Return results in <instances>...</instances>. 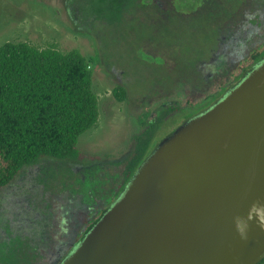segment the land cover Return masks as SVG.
<instances>
[{
	"label": "rangeland",
	"instance_id": "374dc122",
	"mask_svg": "<svg viewBox=\"0 0 264 264\" xmlns=\"http://www.w3.org/2000/svg\"><path fill=\"white\" fill-rule=\"evenodd\" d=\"M19 41L79 50L91 62L99 102L98 122L78 147L100 160L43 158L0 192V264H39L58 224L69 230L79 210L95 215L114 201L141 121L192 95L207 104L213 86L264 45V0H0V46ZM188 114L167 119L154 145Z\"/></svg>",
	"mask_w": 264,
	"mask_h": 264
},
{
	"label": "water",
	"instance_id": "95a60500",
	"mask_svg": "<svg viewBox=\"0 0 264 264\" xmlns=\"http://www.w3.org/2000/svg\"><path fill=\"white\" fill-rule=\"evenodd\" d=\"M264 260V58L152 149L60 264Z\"/></svg>",
	"mask_w": 264,
	"mask_h": 264
},
{
	"label": "trees",
	"instance_id": "16d2710c",
	"mask_svg": "<svg viewBox=\"0 0 264 264\" xmlns=\"http://www.w3.org/2000/svg\"><path fill=\"white\" fill-rule=\"evenodd\" d=\"M263 58L264 45L251 50L229 70L220 85L213 86L215 95L207 104L194 102L192 95L180 101L179 106L161 110L152 122L141 121L139 131L132 136L131 153L118 169L113 200L155 147L156 135L167 119L185 110H189L186 118L199 113ZM90 63L79 50L63 52L55 47L38 48L24 41L0 46V192L13 185L26 167L38 164L43 158L75 162L101 159L78 147L80 138L92 130L99 119ZM116 97L121 101L127 99V91L119 82ZM105 210L95 215L88 209L79 210L78 222H73L69 230L58 224L48 247L41 251L42 255L50 251L52 258L41 259L39 264H60ZM56 215L59 217L60 213ZM73 231L76 235L72 244L66 246L63 258H57L59 243L67 242Z\"/></svg>",
	"mask_w": 264,
	"mask_h": 264
},
{
	"label": "flooded vegetation",
	"instance_id": "af4514ba",
	"mask_svg": "<svg viewBox=\"0 0 264 264\" xmlns=\"http://www.w3.org/2000/svg\"><path fill=\"white\" fill-rule=\"evenodd\" d=\"M218 98H216V99H214L212 102H211V104L214 102V101H216ZM211 104H209V105H211ZM208 105V106H209ZM208 106H206L205 108H207ZM205 108H203V109H205ZM63 242H61V243H59V245H60V247H62L63 246V244H62ZM66 246H64V250L63 249H60V252L58 251L57 253H56V257L57 258H63L64 257V255H65V253H66ZM44 258H52V253L49 251V253L47 254V255H44ZM45 264H47V263H45Z\"/></svg>",
	"mask_w": 264,
	"mask_h": 264
}]
</instances>
